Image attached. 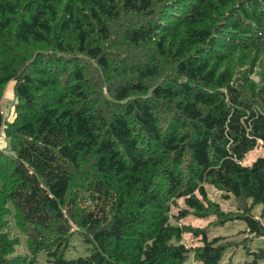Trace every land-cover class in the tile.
Segmentation results:
<instances>
[{
  "label": "trees",
  "instance_id": "obj_1",
  "mask_svg": "<svg viewBox=\"0 0 264 264\" xmlns=\"http://www.w3.org/2000/svg\"><path fill=\"white\" fill-rule=\"evenodd\" d=\"M1 134L0 264H220L230 242L172 220L264 240V156L243 164L264 147V0H0Z\"/></svg>",
  "mask_w": 264,
  "mask_h": 264
},
{
  "label": "rangeland",
  "instance_id": "obj_2",
  "mask_svg": "<svg viewBox=\"0 0 264 264\" xmlns=\"http://www.w3.org/2000/svg\"><path fill=\"white\" fill-rule=\"evenodd\" d=\"M13 84V83H12ZM11 83L7 85L5 88L2 102L3 103V115L5 119L9 122L13 119V85ZM5 139L3 135H0V149L4 146ZM264 156V147L259 145L257 149L249 153L243 164L250 165L255 159L258 157ZM206 191L208 193V198L219 204L221 209L225 212H236L235 204L232 196L229 198L224 197L225 193L217 191L210 185H207ZM179 207L184 208V205L179 201ZM262 206H256L252 215L255 218L259 217ZM178 210H174L177 213ZM214 217L210 218H197L194 215H187V217L182 218L179 222H173L174 225H191L196 228H204L206 230V234L208 240H212L214 238H220L222 242H230V247L226 250L223 260L220 264H253L255 260L254 253L259 252V249L264 247V240L257 239L253 237L247 230L246 224L242 220H229L223 224H214ZM264 224V220H261ZM9 231L10 234L14 237L19 238V245L15 249V254L18 255H26L28 254L25 237L22 235L12 224L11 219L9 220ZM183 243L187 247H193L197 245H201V242L195 239L192 235H185L183 237ZM63 256L65 259H76L81 256H85V245L76 237L73 236L71 238V243L68 249L63 251ZM29 264H50L48 262V257L46 254L41 251L39 252L35 260ZM189 264H199L197 262L189 260ZM257 264H264V260H257Z\"/></svg>",
  "mask_w": 264,
  "mask_h": 264
},
{
  "label": "crops",
  "instance_id": "obj_3",
  "mask_svg": "<svg viewBox=\"0 0 264 264\" xmlns=\"http://www.w3.org/2000/svg\"><path fill=\"white\" fill-rule=\"evenodd\" d=\"M3 147H1V149H2Z\"/></svg>",
  "mask_w": 264,
  "mask_h": 264
}]
</instances>
